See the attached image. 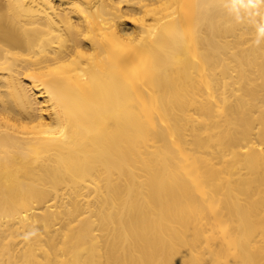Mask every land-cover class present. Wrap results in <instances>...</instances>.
<instances>
[{
    "label": "bare ground",
    "instance_id": "1",
    "mask_svg": "<svg viewBox=\"0 0 264 264\" xmlns=\"http://www.w3.org/2000/svg\"><path fill=\"white\" fill-rule=\"evenodd\" d=\"M253 38L219 0H0V264H264Z\"/></svg>",
    "mask_w": 264,
    "mask_h": 264
},
{
    "label": "clouds",
    "instance_id": "2",
    "mask_svg": "<svg viewBox=\"0 0 264 264\" xmlns=\"http://www.w3.org/2000/svg\"><path fill=\"white\" fill-rule=\"evenodd\" d=\"M219 6L234 24H247L253 29L254 47L264 46V0H219ZM38 235L39 229L33 226L22 239L28 242Z\"/></svg>",
    "mask_w": 264,
    "mask_h": 264
}]
</instances>
